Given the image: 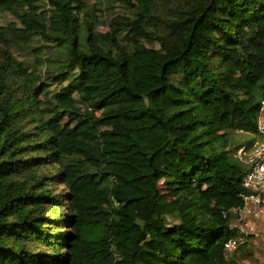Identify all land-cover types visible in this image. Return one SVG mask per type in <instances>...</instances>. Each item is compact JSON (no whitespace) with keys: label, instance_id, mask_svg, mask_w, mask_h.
<instances>
[{"label":"trees","instance_id":"16d2710c","mask_svg":"<svg viewBox=\"0 0 264 264\" xmlns=\"http://www.w3.org/2000/svg\"><path fill=\"white\" fill-rule=\"evenodd\" d=\"M136 1L102 32L86 0H0V264H240L256 140L222 131L257 137L264 0Z\"/></svg>","mask_w":264,"mask_h":264},{"label":"rangeland","instance_id":"374dc122","mask_svg":"<svg viewBox=\"0 0 264 264\" xmlns=\"http://www.w3.org/2000/svg\"><path fill=\"white\" fill-rule=\"evenodd\" d=\"M89 6V14L88 16L93 18V21L96 23V31L106 32L108 31L107 24L114 17L123 16L125 14H130L133 16V10L126 4V0H86ZM156 2V9L159 13H162L164 17H170L175 15L176 12L182 10L184 11L190 5L188 0H154ZM131 3L138 5L136 0H131ZM109 5L113 7H109ZM108 7V8H107ZM17 19L10 12H5L0 10V28L6 27L10 23H17ZM43 43H40L42 45ZM39 45V44H38ZM149 46H154L159 48L157 43H148ZM0 47L5 49L2 43L0 42ZM29 51V50H28ZM15 57L18 59H28L32 60L31 54H20V52L15 51ZM2 58V53L0 52V59ZM42 78H45L48 75L42 74ZM67 85V82L62 84L61 86H53V89H61L62 86ZM222 133L229 136L236 142V145H244L246 143L252 142L256 140L255 134L242 133L240 131H227L223 130ZM249 148L246 147V150ZM35 154H33L34 156ZM36 156V155H35ZM43 174L47 176H52L57 173V169L54 166H47L42 169ZM160 190L163 194L167 195L168 202L173 201L175 199L174 196L167 188L164 182H161ZM65 190H63L62 186H55L54 193L62 194ZM162 211L165 214V218L170 224L178 223V220L172 213V206H165ZM264 229V227H262ZM236 254L237 259L240 264H264V233L260 235L259 238H254L251 243L243 250V251H235L233 253L228 252V257H232Z\"/></svg>","mask_w":264,"mask_h":264},{"label":"built area","instance_id":"2783aa9c","mask_svg":"<svg viewBox=\"0 0 264 264\" xmlns=\"http://www.w3.org/2000/svg\"><path fill=\"white\" fill-rule=\"evenodd\" d=\"M256 138L250 150L238 151L239 159L248 167L242 181L245 190L242 205L232 210L235 219L230 224L231 228L239 230L241 236L225 244L229 253L244 244L249 245L264 233V102L258 115Z\"/></svg>","mask_w":264,"mask_h":264}]
</instances>
